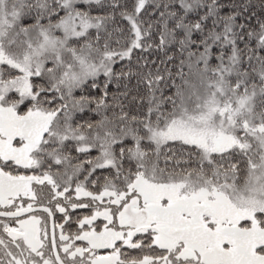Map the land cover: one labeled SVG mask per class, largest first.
<instances>
[{
    "label": "snow or ice",
    "instance_id": "1",
    "mask_svg": "<svg viewBox=\"0 0 264 264\" xmlns=\"http://www.w3.org/2000/svg\"><path fill=\"white\" fill-rule=\"evenodd\" d=\"M0 264H264V0H0Z\"/></svg>",
    "mask_w": 264,
    "mask_h": 264
}]
</instances>
